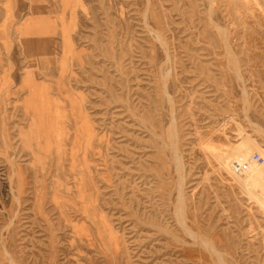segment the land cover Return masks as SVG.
<instances>
[{
  "label": "rangeland",
  "instance_id": "374dc122",
  "mask_svg": "<svg viewBox=\"0 0 264 264\" xmlns=\"http://www.w3.org/2000/svg\"><path fill=\"white\" fill-rule=\"evenodd\" d=\"M0 264H264V0H0Z\"/></svg>",
  "mask_w": 264,
  "mask_h": 264
},
{
  "label": "built area",
  "instance_id": "2783aa9c",
  "mask_svg": "<svg viewBox=\"0 0 264 264\" xmlns=\"http://www.w3.org/2000/svg\"><path fill=\"white\" fill-rule=\"evenodd\" d=\"M255 160L259 161V155H255Z\"/></svg>",
  "mask_w": 264,
  "mask_h": 264
},
{
  "label": "bare ground",
  "instance_id": "6f19581e",
  "mask_svg": "<svg viewBox=\"0 0 264 264\" xmlns=\"http://www.w3.org/2000/svg\"><path fill=\"white\" fill-rule=\"evenodd\" d=\"M181 175V174H180Z\"/></svg>",
  "mask_w": 264,
  "mask_h": 264
}]
</instances>
